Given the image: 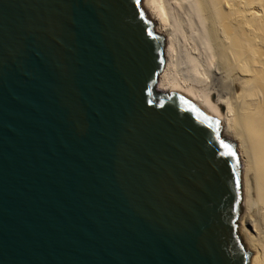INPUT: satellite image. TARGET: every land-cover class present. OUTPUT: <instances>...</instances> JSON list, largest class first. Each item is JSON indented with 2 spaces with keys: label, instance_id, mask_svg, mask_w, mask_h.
<instances>
[{
  "label": "water",
  "instance_id": "95a60500",
  "mask_svg": "<svg viewBox=\"0 0 264 264\" xmlns=\"http://www.w3.org/2000/svg\"><path fill=\"white\" fill-rule=\"evenodd\" d=\"M142 4L0 0V264L252 262L224 116L157 91Z\"/></svg>",
  "mask_w": 264,
  "mask_h": 264
},
{
  "label": "bare ground",
  "instance_id": "6f19581e",
  "mask_svg": "<svg viewBox=\"0 0 264 264\" xmlns=\"http://www.w3.org/2000/svg\"><path fill=\"white\" fill-rule=\"evenodd\" d=\"M141 1L165 36L157 91L195 89L224 116L242 165L238 234L264 264V0Z\"/></svg>",
  "mask_w": 264,
  "mask_h": 264
},
{
  "label": "rangeland",
  "instance_id": "374dc122",
  "mask_svg": "<svg viewBox=\"0 0 264 264\" xmlns=\"http://www.w3.org/2000/svg\"><path fill=\"white\" fill-rule=\"evenodd\" d=\"M163 38H164V42H165V36H163ZM163 56H164V53H163ZM165 59V58H164ZM165 66V65H164ZM164 68V67H163ZM162 72V71H161ZM157 86H158V83H157ZM166 93H168V92H166ZM226 138V137H225ZM231 141V140H230ZM233 142V141H232ZM234 143V142H233ZM235 144V143H234ZM240 163V162H239ZM241 169H242V165H241V163H240V171H241Z\"/></svg>",
  "mask_w": 264,
  "mask_h": 264
}]
</instances>
